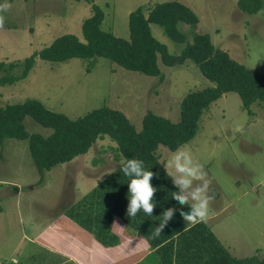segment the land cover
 Wrapping results in <instances>:
<instances>
[{"label":"rangeland","instance_id":"rangeland-1","mask_svg":"<svg viewBox=\"0 0 264 264\" xmlns=\"http://www.w3.org/2000/svg\"><path fill=\"white\" fill-rule=\"evenodd\" d=\"M168 1L182 3L197 16L195 26L178 25L189 43L195 33H206L215 48L264 74V0L253 15L241 12L238 0H94L104 12L101 29L124 40L129 39L131 12ZM3 4L8 7L0 8V108L35 100L52 112L76 119L107 107L123 113L139 131L149 112L177 123L183 98L214 85L189 60L172 67L159 60L160 79L102 57L62 62L37 58L26 78L2 83L20 76L24 60L57 37L72 34L84 41L81 26L92 14L84 0H0ZM150 30L171 55H179L186 45L172 41L155 24H150ZM250 111L251 115L242 109L238 94L222 95L202 114L194 137L179 147L191 151L204 165L212 195L204 221L235 259L264 258V102L252 104ZM24 126L30 134L52 133L30 118H25ZM171 152L160 146L156 155L160 161ZM122 161L117 144L103 136L87 153L41 175L27 140L4 139L0 146V264L18 259L14 252L18 244L23 247L24 243L28 253L24 237L44 246L24 264H77L69 257L78 256L80 264H87L95 244L87 243L91 227L81 221L88 214L104 220L107 214L104 198L92 203L89 197L105 191L107 185H99ZM155 262L160 264L158 258Z\"/></svg>","mask_w":264,"mask_h":264},{"label":"trees","instance_id":"trees-1","mask_svg":"<svg viewBox=\"0 0 264 264\" xmlns=\"http://www.w3.org/2000/svg\"><path fill=\"white\" fill-rule=\"evenodd\" d=\"M84 1L90 5L92 12L81 26L84 41L72 34L57 37L49 46L24 60L20 76L3 79L2 83L26 78L37 58L62 62L72 58L90 60L102 57L126 70L160 79L163 75L157 64L159 60L168 67L182 65L189 60L214 85L190 92L183 98L180 104V120L177 123L149 112L143 117L139 131L123 113L107 107L70 119L61 113L48 110L35 100L7 104L0 108V146L6 138L27 140L33 164L38 173L43 175L45 171L87 153L98 138L107 136L117 144L122 163L129 158H138L144 161L146 169L154 173L151 183L156 190V207L151 217L142 211L135 217H127L128 178L124 177L118 167L114 174L99 185H107L105 191L99 192L98 196L93 193L89 197L92 203L93 200L98 203L106 200V218L103 220L96 214L92 219L88 214L81 221L85 222L86 228L96 230L99 243L105 246L116 243L115 238L112 241L100 238L106 223L115 216L129 229L140 232L147 239L160 264H264V258L235 259L216 239L204 220L191 224L183 220L179 212L175 213L165 232L160 237L153 238L155 228L160 227V215L166 209L187 210L188 207L177 205L172 200L175 190L171 179L165 176V170L158 163V148L164 146L175 151L190 141L197 132L202 114L211 103L226 93L238 94L242 109L251 115V105L264 102V74L247 69L232 60L227 52L215 48L206 33H195L189 43L187 35L178 25L183 23L195 26L198 18L182 3L168 1L151 8H137L129 14V39L124 40L103 31L102 8L94 0ZM262 4V0H238L237 8L243 13L253 15L262 9ZM150 24L161 27L163 33L172 41L186 43L181 53L169 54L166 46L152 36ZM25 118L50 129L52 133L46 137L39 133H28L24 126ZM157 172L159 175H156ZM101 197L104 199L100 200Z\"/></svg>","mask_w":264,"mask_h":264},{"label":"clouds","instance_id":"clouds-1","mask_svg":"<svg viewBox=\"0 0 264 264\" xmlns=\"http://www.w3.org/2000/svg\"><path fill=\"white\" fill-rule=\"evenodd\" d=\"M7 7V4L0 5L3 9ZM158 163H163L166 169L165 176L171 179L175 190L171 196L172 200L177 205L188 207L187 210L166 209L160 215V227L155 228L153 238H158L165 232L176 212H179L183 220L191 224L204 220L208 211L209 199L212 196L210 180L204 165L194 159L191 151L177 148L174 152L163 156ZM119 168L124 177L128 178L127 217H135L141 211L151 217L156 207V190L151 183L154 173L146 169L144 161L138 158L126 159L119 165ZM156 175H159V172Z\"/></svg>","mask_w":264,"mask_h":264},{"label":"crops","instance_id":"crops-1","mask_svg":"<svg viewBox=\"0 0 264 264\" xmlns=\"http://www.w3.org/2000/svg\"><path fill=\"white\" fill-rule=\"evenodd\" d=\"M18 192V190H17ZM113 231H112V229ZM96 230H89L87 243L93 240L95 244L92 252L88 255L87 264H154L157 260V255L155 254L154 249H152L147 242V239L143 237L139 232L129 229L119 217H113L106 223L105 230L101 233L100 238H103L104 241H112L115 238V244L113 246H105L98 242L96 238ZM23 241H27L28 253L25 254V244L17 245L14 252L17 253L18 259L12 258V264H24L27 260H33L36 254H40V250L44 249V246L38 245L35 242V239L31 237H24ZM219 241V239L217 238ZM221 243V242H220ZM222 245V244H221ZM223 246V245H222ZM22 247V251H21ZM34 254L32 255V253ZM32 255L26 257L25 255ZM56 255H58L56 253ZM65 256H61L64 258ZM76 260L77 264L79 262L78 257H69V259ZM151 259V260H149ZM155 259V261H154Z\"/></svg>","mask_w":264,"mask_h":264}]
</instances>
